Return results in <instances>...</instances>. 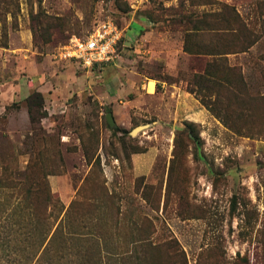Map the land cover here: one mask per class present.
Instances as JSON below:
<instances>
[{
  "label": "rangeland",
  "instance_id": "rangeland-1",
  "mask_svg": "<svg viewBox=\"0 0 264 264\" xmlns=\"http://www.w3.org/2000/svg\"><path fill=\"white\" fill-rule=\"evenodd\" d=\"M106 19L109 61L60 56ZM43 178L77 239L30 259L4 212L0 264H264V0H0V209Z\"/></svg>",
  "mask_w": 264,
  "mask_h": 264
},
{
  "label": "trees",
  "instance_id": "trees-1",
  "mask_svg": "<svg viewBox=\"0 0 264 264\" xmlns=\"http://www.w3.org/2000/svg\"><path fill=\"white\" fill-rule=\"evenodd\" d=\"M236 16H239L238 13ZM66 26L67 24L60 23L55 26H51V28H56L58 31L62 32L65 30ZM219 31L222 30L219 29ZM254 41L243 46L241 50L214 52L208 54L216 55V57L218 58L223 55L226 57V55L229 53L246 51L254 43ZM184 50L193 53L186 44L184 45ZM194 53L199 54L201 52ZM218 58H216V60H218ZM224 60H226V58ZM201 76L203 80H213V83H216L217 86H222L221 84L223 83L229 86H231L232 84L228 78V81L222 79L223 77L221 78L217 71L211 72L209 65L206 66ZM26 101L30 122L32 124L40 122V119L46 116V112L43 110V97L41 93L33 92L32 94H30ZM206 104L209 108H212V104L208 102H206ZM22 189H24L22 191L24 198L38 197L39 199L35 201L29 199H19L15 204H12L8 211H6L7 208L5 207V204H3L4 207L0 209V216L3 215L4 212L6 213L3 218L5 219L4 222L6 221L5 225H8L9 228H7L8 226H6L5 228L10 229L11 231V233L8 232V237L12 238L13 234L21 233L19 232L21 228H26L27 230L23 232V239L19 241L21 242V244H23V247L28 250L30 259L38 255H40L41 258L44 257L46 259H50L46 256L55 248L57 250H60L61 253L64 252L63 250L68 247L67 245L77 239V236H75L76 234H74L73 231H69L68 233L64 234L61 230L64 217L69 212V208L71 207L72 203L65 210L63 216L61 217L64 206L61 204L58 198L53 196L45 179L38 187L31 184L29 187H22ZM88 237L92 238V235H89ZM183 264H186V259L184 260V258Z\"/></svg>",
  "mask_w": 264,
  "mask_h": 264
},
{
  "label": "built area",
  "instance_id": "built-area-1",
  "mask_svg": "<svg viewBox=\"0 0 264 264\" xmlns=\"http://www.w3.org/2000/svg\"><path fill=\"white\" fill-rule=\"evenodd\" d=\"M121 37L122 31L116 22L102 20L87 36H72L59 54L64 59L76 60L83 67H93L113 57Z\"/></svg>",
  "mask_w": 264,
  "mask_h": 264
},
{
  "label": "crops",
  "instance_id": "crops-1",
  "mask_svg": "<svg viewBox=\"0 0 264 264\" xmlns=\"http://www.w3.org/2000/svg\"><path fill=\"white\" fill-rule=\"evenodd\" d=\"M141 76H143V75H141ZM151 80L155 81L154 79H151V78H148V77L143 76V79L141 78V80L139 82L140 87L141 88H145L148 91V87H150L149 86L150 85V82L149 81H151ZM180 87L181 86L175 85L174 86L175 89H171V92L175 94V96H176V102L179 103L180 104V107L182 108V107H185L184 106V103H187V102L190 101L189 100V97H188V95H190V93L184 91L182 89V87L181 88ZM118 91H120V89H118ZM195 101H197V100L195 99Z\"/></svg>",
  "mask_w": 264,
  "mask_h": 264
},
{
  "label": "water",
  "instance_id": "water-1",
  "mask_svg": "<svg viewBox=\"0 0 264 264\" xmlns=\"http://www.w3.org/2000/svg\"><path fill=\"white\" fill-rule=\"evenodd\" d=\"M106 118H107L109 124H111V125L114 124V120H113V117H112L111 113L106 114Z\"/></svg>",
  "mask_w": 264,
  "mask_h": 264
}]
</instances>
